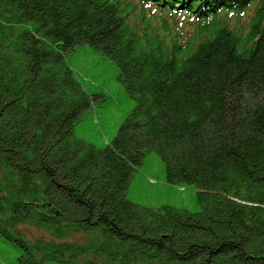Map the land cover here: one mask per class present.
I'll list each match as a JSON object with an SVG mask.
<instances>
[{
	"label": "trees",
	"instance_id": "obj_1",
	"mask_svg": "<svg viewBox=\"0 0 264 264\" xmlns=\"http://www.w3.org/2000/svg\"><path fill=\"white\" fill-rule=\"evenodd\" d=\"M84 45L136 102L105 149ZM152 153L197 212L129 200ZM0 264H264V0H0Z\"/></svg>",
	"mask_w": 264,
	"mask_h": 264
},
{
	"label": "rangeland",
	"instance_id": "obj_2",
	"mask_svg": "<svg viewBox=\"0 0 264 264\" xmlns=\"http://www.w3.org/2000/svg\"><path fill=\"white\" fill-rule=\"evenodd\" d=\"M253 15V10H248L240 17V23L249 24ZM176 19L177 28L170 25L172 31L185 37L188 32H193L194 28L189 25L188 16H179ZM233 22H237L236 18ZM68 63L84 90L91 96L100 97V102H96L94 109L74 128V137L97 149H105L117 137L122 125L133 115L136 102L119 82V69L116 64L89 45H84L68 55ZM128 198L134 204L152 209L171 206L189 212L199 210L195 194L167 182L164 163L155 153L149 154L134 171Z\"/></svg>",
	"mask_w": 264,
	"mask_h": 264
}]
</instances>
